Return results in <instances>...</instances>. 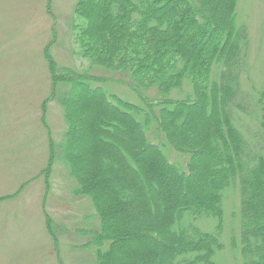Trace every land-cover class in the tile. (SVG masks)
<instances>
[{
	"label": "trees",
	"instance_id": "obj_1",
	"mask_svg": "<svg viewBox=\"0 0 264 264\" xmlns=\"http://www.w3.org/2000/svg\"><path fill=\"white\" fill-rule=\"evenodd\" d=\"M237 10L238 0H78L77 56L121 75L143 105L46 49L74 194L91 200L99 220L84 233L95 264H215L234 189L244 264H264V133L249 138L242 123L252 107L264 120V89L243 93L250 34ZM166 147L187 155L186 166ZM48 227L59 243L50 215Z\"/></svg>",
	"mask_w": 264,
	"mask_h": 264
},
{
	"label": "rangeland",
	"instance_id": "obj_2",
	"mask_svg": "<svg viewBox=\"0 0 264 264\" xmlns=\"http://www.w3.org/2000/svg\"><path fill=\"white\" fill-rule=\"evenodd\" d=\"M77 2L0 0V264L96 263L93 250L85 247L90 238L84 233L96 229L99 220L91 200L74 194L77 183L65 161L68 125L64 107L52 94L46 49L50 47L61 66L110 78L94 85L143 105L140 96L118 80L121 75L100 67L89 69L87 60L77 56L74 27L81 20ZM237 14L250 34L242 89L252 95L264 89V0H238ZM186 86L184 94L176 96H185L190 91ZM67 89L64 86L61 93ZM146 93L156 95L153 90ZM254 110L243 114L249 138L264 133V120L257 119ZM148 131L154 139L156 126L151 124ZM166 148L171 161L186 166L187 155ZM224 207V247L215 264H244L237 189L228 191ZM49 215L58 233L57 244L48 227ZM200 223L206 229L214 225L206 218Z\"/></svg>",
	"mask_w": 264,
	"mask_h": 264
}]
</instances>
